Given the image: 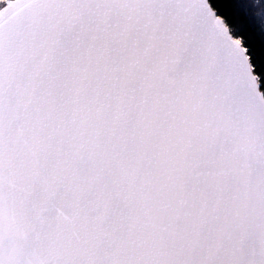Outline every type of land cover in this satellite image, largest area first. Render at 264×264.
Returning <instances> with one entry per match:
<instances>
[{
  "label": "snow or ice",
  "instance_id": "6c2138e0",
  "mask_svg": "<svg viewBox=\"0 0 264 264\" xmlns=\"http://www.w3.org/2000/svg\"><path fill=\"white\" fill-rule=\"evenodd\" d=\"M0 264H264V0H0Z\"/></svg>",
  "mask_w": 264,
  "mask_h": 264
}]
</instances>
